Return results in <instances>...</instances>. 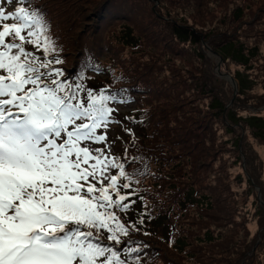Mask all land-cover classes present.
Returning a JSON list of instances; mask_svg holds the SVG:
<instances>
[{
  "label": "rangeland",
  "instance_id": "374dc122",
  "mask_svg": "<svg viewBox=\"0 0 264 264\" xmlns=\"http://www.w3.org/2000/svg\"><path fill=\"white\" fill-rule=\"evenodd\" d=\"M103 1L32 0L50 21L63 61L57 67L69 83L82 82L94 90L130 87L124 93L130 102L116 105L119 111L114 115L120 123L112 124L108 133L112 153L123 157L133 140L138 142L126 131L131 129L138 137L134 131L138 132L140 122L126 119L136 109L147 114L141 135L148 132L153 137L149 145L160 143L158 151L139 149V154L133 155L143 158L147 174L137 176L139 183L132 185L141 192L131 197L135 204L127 213L117 215L125 224L134 223L148 234L155 221L145 214L150 207L144 208L141 197L157 196L151 201V214L165 208L167 199L156 193L152 184H166L174 176L172 181L178 183L182 166L191 176L183 182L200 193H213L216 203V198L222 200L217 205L223 209L208 211L198 223L213 232V240L187 248L193 258L180 260L182 252L175 259L180 264H264V137H257L254 127L239 120L248 115L264 119V0H112L104 18L92 29L94 12ZM3 6L12 10L16 5L4 0ZM175 25L196 28L202 36L181 42L174 34ZM227 40H234V48L226 44L221 50ZM87 65L102 68L93 71ZM238 81L247 87L241 88ZM220 106L223 113L216 108ZM211 121L228 140L223 147L211 145L209 127L203 129ZM224 125L229 126L227 132ZM182 136L188 141L178 144ZM201 138L205 143L199 142ZM192 142L198 144L194 152L190 150ZM221 149L226 153H220ZM159 152L166 159L164 166ZM140 166L130 165L128 171ZM226 186L230 189L220 195ZM173 219L167 218V222ZM177 230L160 234L153 230L141 242L166 239L162 250L175 257L171 241Z\"/></svg>",
  "mask_w": 264,
  "mask_h": 264
},
{
  "label": "snow or ice",
  "instance_id": "6c2138e0",
  "mask_svg": "<svg viewBox=\"0 0 264 264\" xmlns=\"http://www.w3.org/2000/svg\"><path fill=\"white\" fill-rule=\"evenodd\" d=\"M3 2L0 264H141L140 229L117 212L135 204L132 185L147 165L127 149L115 156L108 138L126 89L69 83L46 14L32 0H6L12 10Z\"/></svg>",
  "mask_w": 264,
  "mask_h": 264
},
{
  "label": "trees",
  "instance_id": "16d2710c",
  "mask_svg": "<svg viewBox=\"0 0 264 264\" xmlns=\"http://www.w3.org/2000/svg\"><path fill=\"white\" fill-rule=\"evenodd\" d=\"M111 4H112V0H104L102 4L98 8H96L94 12V15H96V18L93 19L94 24L91 26L92 29H95L99 21L104 18L103 13L106 11V8H110ZM120 14H123V13H120ZM174 29H175L174 30L175 36L179 37L181 42L188 40V38L192 39L193 41H196L200 36H202L201 35L202 33L198 31L196 28H191V27L183 26V25H178V26L175 25ZM230 42L232 43V45ZM233 43H234V40H231V41L227 40L226 42H223L220 49L223 50L226 44L229 49H233L234 48ZM237 44L239 47V43ZM240 47H243V46L241 45ZM224 50H228V49H224ZM237 53H239V51H237ZM231 55L234 56L233 53ZM96 67L102 68L100 66H96ZM236 78H239V76H237ZM238 83H239V86H241V88L247 87L243 85L242 83H240L239 81ZM122 88H125L127 90L130 89V87L127 85L118 86V89H122ZM213 98H214V101L217 99V97H213ZM216 108H218L219 113H223V108L221 106L216 107ZM214 113H217V112H214ZM146 115L147 114L144 109H136L130 113V116L134 118V120H138V122H140L139 130L143 129L147 124ZM212 116L215 117V114H212ZM233 118L235 119V117ZM239 120H242L245 123H247L249 126L254 127V134H256L257 137L258 136L264 137V135L262 134V131H263L262 128L264 127V119L262 117L255 116V115H248L247 117H242V116L239 117ZM213 124H214V121H211V124L205 125L203 129L207 130V128L209 127L210 135H211L209 140L211 142V145L216 146L217 144H220L223 147L225 144L228 143V140L223 138L222 135H219V132L217 131L216 128H214ZM156 125H160V122H158ZM224 127H226L225 131L227 132V129L229 126L224 125ZM165 129L167 128L165 127ZM139 130L138 132L133 130L137 134L138 137L132 136V138H137L138 142H134V144H132V148L131 146L127 147L128 154H129V151L134 152L133 154L130 153L129 156L139 154L140 152L139 149L146 150V151H151V150L158 151L157 147L160 145V143L155 142L153 145H149L148 143L152 140L153 137L149 136L148 132L141 135ZM190 133H191L190 131L185 132V134H190ZM223 134H224V131H223ZM187 141L188 140L184 139L182 136L179 139V141L177 140V143L184 144ZM199 142L205 143V139L201 138ZM192 143L193 144L190 150L194 152V148L196 149L198 144H194V142ZM164 149L165 148L161 150H164ZM217 151L218 149L215 151L216 156L218 153ZM230 151L231 150H229V152ZM219 152L226 153V152H222V149ZM236 159L237 158H235L233 162H235ZM159 160H160L161 166H164L166 159L164 156L161 155V152H159ZM184 169L185 168L181 166V168L178 170V177L180 179L178 183H174L172 181L175 178L174 176L173 179L170 177V179L166 182V184L164 183L163 184H152V187H155L156 189V193H161L162 196H165V198L167 199V204L165 208L164 206H162L161 208L163 209L160 210L158 213L151 214L150 213L151 204H152L151 201L153 197H157V196L156 195L155 196H143L142 204L144 208L146 209L148 208V206L150 207V209H147L148 213H145V214H150V221H155L154 223L155 227H150L148 229L149 233L147 235L143 234L142 232L132 233V238L134 240L141 241L142 239L147 240L148 238L146 237H149V235H151L153 230L157 231L160 234V233H163L162 231H164V233L166 231L174 232L179 228L177 232L173 234L172 236L173 240L171 241L172 249H173L171 253L175 257L168 256L166 252L162 250V246L164 243H166L165 242L166 239L151 238L148 244H145L143 242V244L146 245V247H145L144 254L141 255V264H180V262L175 259L177 255L184 252L183 254H181L180 260L193 258L194 256L193 252H188L186 250L187 248L189 249L191 246H195L196 242H200V241L211 242L213 240V232L207 228L201 227L200 224L198 223L201 222L204 219V217H206L208 211L222 210L223 207H221L220 205H217V203L221 202L222 200L219 201V198H216V200L218 201L216 203L215 200L213 199V196H214L213 193L211 192L210 193L208 192L200 193V190L199 189L196 190L194 186L191 185L189 182H183L186 180V177H191L189 172H187ZM248 181L249 183L251 182L250 177H248ZM181 184H184V185L179 186ZM250 184L253 185L254 183H250ZM135 187L138 188L136 184H135ZM228 189H230V186L229 187L226 186L224 190L220 192V195L222 193H226ZM137 192L141 194V192L139 191ZM158 196H161V195H158ZM227 198H228L227 200H231V198L229 197ZM233 204L234 203L232 202L230 207ZM170 217H174L175 219H173L170 222H167V218H170ZM233 217H234V214H233ZM262 224H263V221H261V225ZM195 226L196 228H194ZM136 234H139L140 237L139 236L135 237L134 235ZM166 237H169V236L167 235Z\"/></svg>",
  "mask_w": 264,
  "mask_h": 264
},
{
  "label": "bare ground",
  "instance_id": "6f19581e",
  "mask_svg": "<svg viewBox=\"0 0 264 264\" xmlns=\"http://www.w3.org/2000/svg\"><path fill=\"white\" fill-rule=\"evenodd\" d=\"M254 183V182H253ZM255 187H257V186H255Z\"/></svg>",
  "mask_w": 264,
  "mask_h": 264
}]
</instances>
